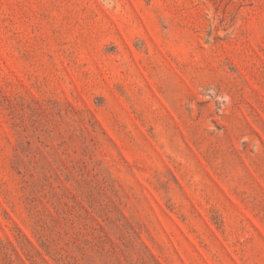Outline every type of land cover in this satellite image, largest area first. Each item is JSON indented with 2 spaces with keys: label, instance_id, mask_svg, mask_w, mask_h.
<instances>
[{
  "label": "rangeland",
  "instance_id": "rangeland-1",
  "mask_svg": "<svg viewBox=\"0 0 264 264\" xmlns=\"http://www.w3.org/2000/svg\"><path fill=\"white\" fill-rule=\"evenodd\" d=\"M0 264H264V0H0Z\"/></svg>",
  "mask_w": 264,
  "mask_h": 264
}]
</instances>
